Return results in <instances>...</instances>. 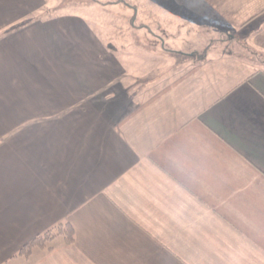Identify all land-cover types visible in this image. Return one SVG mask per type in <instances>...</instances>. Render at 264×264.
Returning <instances> with one entry per match:
<instances>
[{
  "label": "crops",
  "instance_id": "1",
  "mask_svg": "<svg viewBox=\"0 0 264 264\" xmlns=\"http://www.w3.org/2000/svg\"><path fill=\"white\" fill-rule=\"evenodd\" d=\"M53 6L0 0V264H264V0Z\"/></svg>",
  "mask_w": 264,
  "mask_h": 264
},
{
  "label": "rangeland",
  "instance_id": "2",
  "mask_svg": "<svg viewBox=\"0 0 264 264\" xmlns=\"http://www.w3.org/2000/svg\"><path fill=\"white\" fill-rule=\"evenodd\" d=\"M52 2L53 11H62L63 9H71L74 7L81 6L83 4H87L88 2H93V0H49ZM103 2H109L113 0H102ZM121 1V0H118ZM124 1V0H123ZM134 2V1H128ZM231 36L227 39H222V43L216 42L213 43V50H218L221 46L225 48H229L237 53H245L246 55L252 56L255 51L259 50V46L255 43V39L253 37V27H244L240 29H230ZM187 37V36H186ZM187 39V38H186ZM155 43L151 44V49H157L158 42L154 41ZM184 42V41H183ZM176 46H183V45H176ZM184 47V46H183ZM167 48H169L167 46ZM172 48V47H170ZM157 51V50H155ZM252 54V55H251ZM257 55V54H256ZM245 57V55H242ZM257 58V57H256ZM16 259V258H14ZM26 257L18 256L17 260H14L10 264H18V263H25Z\"/></svg>",
  "mask_w": 264,
  "mask_h": 264
},
{
  "label": "trees",
  "instance_id": "3",
  "mask_svg": "<svg viewBox=\"0 0 264 264\" xmlns=\"http://www.w3.org/2000/svg\"><path fill=\"white\" fill-rule=\"evenodd\" d=\"M57 235H62L66 243L74 241L73 228L68 222L61 221L32 237L19 249L17 254H28L33 246H45L48 241Z\"/></svg>",
  "mask_w": 264,
  "mask_h": 264
}]
</instances>
